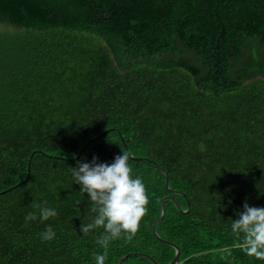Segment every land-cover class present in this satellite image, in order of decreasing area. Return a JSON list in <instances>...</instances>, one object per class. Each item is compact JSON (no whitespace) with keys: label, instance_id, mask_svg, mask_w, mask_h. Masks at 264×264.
I'll list each match as a JSON object with an SVG mask.
<instances>
[{"label":"trees","instance_id":"1","mask_svg":"<svg viewBox=\"0 0 264 264\" xmlns=\"http://www.w3.org/2000/svg\"><path fill=\"white\" fill-rule=\"evenodd\" d=\"M121 137L149 204L105 264H167L166 241L174 264H264L231 230L264 207V0H0V191L29 166L0 193V264H96L72 168L113 163ZM45 201L58 216L26 222Z\"/></svg>","mask_w":264,"mask_h":264},{"label":"clouds","instance_id":"2","mask_svg":"<svg viewBox=\"0 0 264 264\" xmlns=\"http://www.w3.org/2000/svg\"><path fill=\"white\" fill-rule=\"evenodd\" d=\"M130 154L122 149V154L115 156L114 162H98L93 157L90 163L80 161L72 168L75 183L81 185L80 190L88 194L92 203V212L96 213L89 223H82L81 231L89 234L96 228H103L104 232L97 243L104 249L103 254L94 253L96 264H105L108 257V247L111 241L119 239L122 232L131 239L137 232L140 220L145 215L149 204L146 186L142 176L135 175L128 163ZM80 202L77 201V204ZM36 212H29L25 221L39 218L41 222L58 216L55 208L36 204ZM239 211V219H233L231 230L233 233H243V251L250 257L264 260V207H252L247 202ZM43 241L55 239L56 233L51 225L41 232Z\"/></svg>","mask_w":264,"mask_h":264},{"label":"water","instance_id":"3","mask_svg":"<svg viewBox=\"0 0 264 264\" xmlns=\"http://www.w3.org/2000/svg\"><path fill=\"white\" fill-rule=\"evenodd\" d=\"M223 33H224V25H222L220 35H223ZM112 130H114V131H116V132H119V131H118L117 129H115V128H108V129L103 130V131L100 132L99 134L93 136L88 142H86V143L80 148L78 154H77L76 156H74V158H77V157H79L80 155L83 154L84 150L86 149V147L88 146V144H89L90 141H93V140H95V139H98V138L101 137L103 134L107 133L108 131H112ZM121 140H122V142H123V144H124L125 150H126L127 152H129L128 147H127V145H126V143H125V141H124V139H123L122 137H121ZM129 154H130V158H132V159H134V160H144V159H146L145 157H137V156H134V155L131 154L130 152H129ZM157 166H158V168L164 173V175H165V184H166V186L169 188V186H168L169 178H168V174H167V172H166L163 168H161L159 165H157ZM28 176H29V166H28V169H27V174H26L25 178H24L22 181L18 182L17 184H15V185H13V186H11V187L5 189V190L0 191V193H4V192H6V191H9V190H11L12 188H15V187H17L18 185L24 183V182L26 181V179L28 178ZM169 190H171V191L174 192V193L176 192V191H174V190H172V189H169ZM166 199H172V197H170V196H164V197L162 198L160 215H159V217H158V218L153 222V224H152V230H153L154 234H155L159 239H162V238H161V237L159 236V234L157 233L156 225H157V223L163 218V216H164V214H165V200H166ZM174 202H175V201H174ZM177 208H178L180 211H182L183 213H186V212H188V210H189V209L182 210V209L179 207L178 204H177ZM166 242H167L168 244H170V245H173L174 248H175V254H174L173 258H172L167 264H174V263L176 262V260L178 259V257H179V248H178V246L172 244V243L169 242V241H166ZM132 254H133V253L125 254L124 256H122L121 258H119L116 262H114V264H121V263L124 261V259H125L126 257H128V256H130V255H132ZM140 254L143 255V256L148 257V258H149L154 264H158L157 261H156L153 257H151L150 255L145 254V253H140Z\"/></svg>","mask_w":264,"mask_h":264}]
</instances>
